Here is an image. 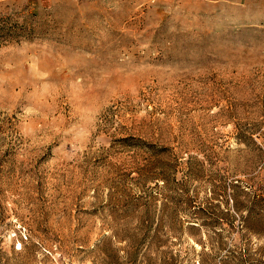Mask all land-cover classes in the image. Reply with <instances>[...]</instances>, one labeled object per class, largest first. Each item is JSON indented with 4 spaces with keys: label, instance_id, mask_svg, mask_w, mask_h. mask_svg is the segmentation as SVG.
Wrapping results in <instances>:
<instances>
[{
    "label": "rangeland",
    "instance_id": "374dc122",
    "mask_svg": "<svg viewBox=\"0 0 264 264\" xmlns=\"http://www.w3.org/2000/svg\"><path fill=\"white\" fill-rule=\"evenodd\" d=\"M0 18V264H264V0Z\"/></svg>",
    "mask_w": 264,
    "mask_h": 264
},
{
    "label": "trees",
    "instance_id": "16d2710c",
    "mask_svg": "<svg viewBox=\"0 0 264 264\" xmlns=\"http://www.w3.org/2000/svg\"><path fill=\"white\" fill-rule=\"evenodd\" d=\"M9 22H7V18H0V49L4 46L9 39L11 40L12 37H16L17 31H15L16 26L13 24L8 26Z\"/></svg>",
    "mask_w": 264,
    "mask_h": 264
}]
</instances>
